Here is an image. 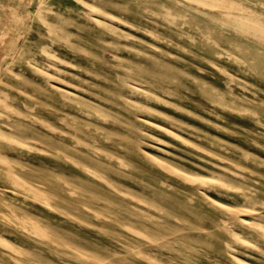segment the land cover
I'll return each mask as SVG.
<instances>
[{
	"label": "rangeland",
	"instance_id": "obj_1",
	"mask_svg": "<svg viewBox=\"0 0 264 264\" xmlns=\"http://www.w3.org/2000/svg\"><path fill=\"white\" fill-rule=\"evenodd\" d=\"M263 239L264 0H0L1 264H264Z\"/></svg>",
	"mask_w": 264,
	"mask_h": 264
},
{
	"label": "bare ground",
	"instance_id": "obj_2",
	"mask_svg": "<svg viewBox=\"0 0 264 264\" xmlns=\"http://www.w3.org/2000/svg\"><path fill=\"white\" fill-rule=\"evenodd\" d=\"M191 1H192V0H191ZM153 35H154V34H153ZM207 39H208V38H207ZM6 51H7V50H6ZM173 80H174V79H173ZM85 96H86V95H85ZM121 96H122V95H121ZM119 98H120V97H119ZM217 99H218V98H217ZM146 102H147V101H146ZM63 113H64V112H63ZM107 116H109V115H107ZM104 117H105V116H104ZM88 118H89V117H88ZM72 120H74V119H72ZM72 120H71V121H72ZM69 121H70V120H69ZM61 122H62V121H61ZM64 122H65V120H64ZM112 122H114V121L112 120ZM119 122H120V121H119ZM46 123H47V122H46ZM73 125H74V124H73ZM47 126H48V125H47ZM47 126H46V127H47ZM48 127H49V126H48ZM50 127H51V126H50ZM50 127H49V128H50ZM72 127H73V126H72ZM87 128H88V127H87ZM92 128H93V127H92ZM53 130H54V128H53ZM56 130H57V129H56ZM58 131H59V130H58ZM58 131H56V132H58ZM90 131H91V130H90ZM62 133H63V132H62ZM93 133H94V132H93ZM89 134H90V133H89ZM119 134H120V133H119ZM131 134H132V133H131ZM61 135H62V134H61ZM64 135H65V134H64ZM67 135H68V134H67ZM81 135H82V134H81ZM122 136H123V138H124V136H126V135H122ZM122 136H121V137H122ZM71 137H72V136H71ZM96 138H97V137H96ZM104 139H105V138H104ZM106 139L108 140V138H106ZM106 142H107V141H106ZM72 145H73V144H72ZM72 145H71V147H72ZM117 147H118V145H117ZM81 148H82V147H81ZM118 148H119V147H118ZM120 148H121V147H120ZM95 149H96V148H95ZM95 149H94V150H95ZM121 149H122V148H121ZM123 149H124V148H123ZM125 149H126V148H125ZM52 150H53V149H52ZM126 150H127V149H126ZM53 151H54V150H53ZM96 151H98V149H97ZM93 152H95V151H93ZM126 152H127V151H126ZM95 153H96V152H95ZM124 153H125V152H124ZM57 154H58V153H57ZM59 154H61V153H59ZM91 154H92V153H91ZM127 154H128V153H127ZM61 155H62V154H61ZM101 155H102V154H101ZM55 156H57V155H55ZM64 156H65V155H64ZM64 156H63V157H64ZM96 156H97V155H96ZM102 157H103V156H102ZM122 157H124V156H122ZM66 158L68 159L67 156L65 157V160H66ZM97 158H98V157H97ZM69 159H70V158H69ZM104 159H105V158H104ZM124 159H125V158H124ZM124 159H123V160H124ZM71 160H72V159H71ZM108 160H109V159H108ZM69 161H70V160H69ZM72 161H73V160H72ZM102 161H103V159H102ZM104 161H106V160H104ZM106 162H107V161H106ZM122 163H123V162H122ZM71 164H72V163H71ZM74 164H76V163H74ZM77 164H78V163H77ZM78 166H79V165H78ZM78 166H77V167H78ZM81 167H82V166H81ZM64 168H65V167H64ZM84 168H85V166H83V170H84ZM124 169H125V168H124ZM81 170H82V169H81ZM85 170H87V168H85ZM89 171H90V170H89ZM49 172H50V171H49ZM53 174H55V173H53ZM53 174H52V176H54ZM50 175H51V174H50ZM89 175H90V174H89ZM48 176H49V174H48ZM55 177H57V179H58V176H57V175H56ZM103 177H104V176H103ZM46 178H47V176H46ZM55 179H56V178H55ZM96 180H97V179H96ZM98 180H99V179H98ZM100 181H102V180H100ZM103 183H104V181H103ZM188 183H189V182H188ZM63 185H65V184H63ZM105 185H106V184H105ZM188 185H189V184H188ZM191 185H193V183H192ZM106 186H110V185H106ZM32 188H33V187H32ZM108 188H109V187H108ZM28 189H29V188H28ZM33 189H34V188H33ZM110 189H111V188H110ZM191 189H192V188H191ZM36 190H37V189H36ZM47 190H48V189H47ZM111 190H112V189H111ZM37 191H38V190H37ZM125 191H126V190H125ZM33 192H34V191H33ZM46 193H47V192H46ZM52 193H53V192H52ZM116 193H117V192H116ZM120 193H121V192H120ZM120 193H118V194H120ZM70 194H71V193H70ZM84 194H85V193H84ZM87 194H88V193H87ZM87 194H86V195H87ZM122 194H123V193H122ZM35 195H36V193H35ZM75 195H76V194H75ZM81 195H83V194H81ZM120 195H121V194H120ZM38 196H39V194H38ZM69 196H70V195H69ZM124 196H125V195H124ZM150 196H151V195H150ZM40 197H42V196H40ZM40 197H38L39 200H40ZM35 198H36V196L34 197V199H35ZM61 198H62V197H61ZM75 198H77V197H74V198H71V199H75ZM79 198H80V197H79ZM81 198H82V197H81ZM127 198H128V197H127ZM83 199H84V198H83ZM128 199H129V198H128ZM35 200H36V199H35ZM44 200H45V199H44ZM48 200L50 201V199H48ZM162 200H163V199H162ZM36 201H38V200H36ZM49 201H48V202H49ZM71 201H72V200H71ZM81 201H82V199H81ZM159 201H160V199H159ZM43 202H44V201H43ZM60 202H61V201H60ZM69 202H70V201H69ZM76 202H77V201H76ZM87 202H88V201H87ZM65 203H66V202H65ZM83 203L85 204V202H83ZM88 203H89V202H88ZM46 204H47V202H46ZM86 204H87V203H86ZM67 205L70 206L68 203H67ZM44 206H45V205H44ZM46 206H49V205H46ZM68 206H67V207H68ZM157 206H158V205H157ZM145 207H146V206H145ZM49 208H50V207H49ZM85 209H86V208H85ZM157 209H158V208H157ZM73 210H74V209H73ZM53 211H54V210H53ZM74 211H75V210H74ZM229 211H230V210H229ZM233 211H234V210H233ZM54 212H55V211H54ZM56 213H57V212H56ZM75 213H76V212H75ZM76 214H77V213H76ZM60 215H61V214H60ZM147 215H148V214H147ZM167 215H168V214H167ZM67 216H68V215H67ZM63 217H64V216H63ZM63 217H62V218H63ZM70 217H71V216H70ZM65 218H66V217H65ZM71 218H73V217H71ZM71 218H70V219H71ZM143 218H144V217H143ZM152 218H153V217H152ZM73 219H74V218H73ZM197 219H198V218H197ZM152 220H153V219H152ZM24 221H25V220H24ZM76 221H77V220H76ZM18 222H19V221H18ZM20 222H21V221H20ZM26 222H27V221H26ZM24 223H25V222H24ZM28 223H29V222H28ZM242 223H243V222H242ZM22 224H23V223H22ZM31 224H32V223H31ZM184 224H185V223H184ZM32 225H33V224H32ZM32 225H31V226H32ZM224 225H225V223L223 224V226H224ZM31 226H29V227H31ZM36 226H37V225H36ZM223 226H221V227H223ZM38 227H39V226H38ZM31 228H32V227H31ZM33 228H34V227H33ZM35 228H36V227H35ZM43 229H44V228H43ZM43 229H41V231H43ZM31 230H32V229H31ZM38 230H39V228H38ZM39 231H40V230H39ZM39 231H37V232H39ZM256 231H257V230H256ZM31 232H32V231H31ZM59 232H60V231H59ZM257 232H258V231H257ZM230 233H231V232H230ZM33 234H34V233H33ZM31 235H32V234H31ZM36 235H38V234H36ZM36 235H35V236H36ZM38 236H40V235H38ZM48 236H49V235H48ZM36 237H37V236H36ZM40 237H41V236H40ZM45 237H46V236H45ZM45 237H44V238H45ZM67 237H68V236H67ZM260 237H261V236H260ZM38 238H39V237H38ZM47 238H49V237H47ZM229 238H230V237H229ZM42 239H43V238H42ZM230 239H231V238H230ZM236 239H237V238H236ZM44 240H45V239H44ZM47 240H48V239H47ZM47 240H46V241H47ZM233 240H234V239H233ZM263 240H264V239H263ZM33 242H34V241H33ZM236 242H237V240H236ZM50 243H52V242H50ZM241 243H242V242H241ZM52 244H53V243H52ZM70 244H71V243H70ZM39 245H40V244H39ZM53 245H54V244H53ZM62 245H63V244H62ZM224 245H225V244H224ZM241 245H242V244H241ZM247 245H249V244H247ZM55 246H56V245H55ZM73 246H74V244H73ZM249 246H250V245H249ZM64 247H65V245H64ZM69 247H70V246H69ZM77 247H78V246H77ZM77 247H76V248H77ZM76 248H75V252H76V250H77ZM78 248H79V247H78ZM170 249H171V248H170ZM184 249H185V248H184ZM79 250H80V249H79ZM68 251H69V249H68ZM75 252H73V253H75ZM83 252H84V251H82V252L80 251V253H82V255L85 256V255H84L85 253L83 254ZM56 253H57V252H56ZM71 253H72V252H71ZM88 253H89V252H88ZM78 254H79V253H78ZM36 255H37V254H36ZM42 255H43V254H42ZM45 255H46V254H45ZM59 255H60V254H59ZM76 255H77V254H76ZM87 255H88V254H87ZM91 255H92V254H91ZM91 255H90V256H91ZM39 256H40V254H39ZM61 256H62V255H61ZM66 256H67V254H66ZM79 256H80V254H79ZM83 256H82V257H83ZM92 256H93V255H92ZM31 258H32V257H31ZM64 258H65V257H64ZM75 258H76V256L74 257V259H75ZM78 259H79V258H78ZM81 259H82V258H81ZM83 259H84V258H83ZM83 259H82V261H84ZM236 259H237V258H236ZM34 260H35V258H34ZM70 260H71V259H70ZM86 260H87V259H86ZM44 261H45V259H44ZM72 261H73V260H72ZM96 261H97V260H96ZM98 261H99V260H98ZM100 261H101V260H100ZM74 262H75V261H74ZM79 262H81L80 259H79ZM79 262H78V264H80ZM120 262H121V261H120ZM76 263H77V262H76ZM107 263H109V262H107ZM118 263H119V262H118ZM0 264H1V263H0ZM103 264H104V263H103ZM216 264H217V263H216Z\"/></svg>",
	"mask_w": 264,
	"mask_h": 264
}]
</instances>
